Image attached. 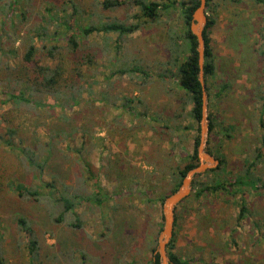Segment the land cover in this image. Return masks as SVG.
<instances>
[{
	"label": "rangeland",
	"instance_id": "obj_1",
	"mask_svg": "<svg viewBox=\"0 0 264 264\" xmlns=\"http://www.w3.org/2000/svg\"><path fill=\"white\" fill-rule=\"evenodd\" d=\"M102 1L0 0V264H29L27 235L17 224L20 216L38 239L36 264H96L94 256L102 264H127L132 258L144 264L154 256L163 201H146L143 191H162L163 182L174 181L168 173L158 181L161 169L167 162L182 165L200 135V121L193 120L189 105L181 110L183 91L175 75L161 76L173 69L166 60L177 55L170 53L169 30L182 44L184 22L176 7L144 23L134 0L111 9H103ZM205 12L216 18L210 29L215 80L228 83L220 97L215 88L207 94L205 149L215 158L221 153L224 160L220 164L217 158L216 167L194 179L227 178L243 170L244 161L253 160L259 148L260 159L251 171L264 183V115L259 121L264 99L256 96L264 95V7L252 0H212ZM111 20L138 23L139 28L124 36L103 30L81 34L76 53L66 46L69 21L73 30L82 31ZM54 31L56 38L50 40ZM30 43L37 47L38 62L48 68L58 60L42 46L65 47L69 70L83 55L92 57V63L79 65V78L69 74L80 89L74 91L72 108L54 105L48 95L42 97L46 106L4 102L7 93L25 87L22 81L6 85L5 78ZM31 153L39 162L51 155L49 163L40 170L25 157ZM219 165L218 172L205 174ZM11 180L34 187L37 200L19 195L8 186ZM228 188L199 197L192 188L176 205L174 248L189 264H264V188ZM96 191L103 198L100 206L80 200ZM60 193L79 195L72 211L64 210ZM158 195L163 193L152 197ZM242 198L249 213L238 220ZM71 212L81 216L80 227L70 225ZM52 214L62 215L61 221Z\"/></svg>",
	"mask_w": 264,
	"mask_h": 264
},
{
	"label": "trees",
	"instance_id": "obj_2",
	"mask_svg": "<svg viewBox=\"0 0 264 264\" xmlns=\"http://www.w3.org/2000/svg\"><path fill=\"white\" fill-rule=\"evenodd\" d=\"M126 0H103L102 6L103 9H111L118 7L122 5ZM161 1V2H160ZM254 4L264 7V0H252ZM134 2L139 6L140 10L142 11L143 19L147 22L148 19H155L158 16L161 15L162 11L169 7H176L182 16L183 22H184V28L182 29L181 34L179 37L182 38L183 42L182 44L177 41V37L175 38L173 36L172 31L169 30V46H170V53L177 52V55H173L170 59L166 60L167 63L170 65H173V69L170 70H163L161 72V76H170L175 75L172 77H175V80L177 82V86L183 91L179 95L180 100V106L181 110H185L186 106L189 105V112L191 117L194 121L197 123L200 121L202 117V87L201 83L199 81V66H198V51H197V38L196 36L191 32L190 30V22L192 18V13L194 9L198 6L199 0H134ZM212 0H206V7L205 11L209 8ZM15 1L12 2L11 6L14 5ZM74 11H77L78 9L75 7H72ZM50 13V11H49ZM50 16V15H49ZM50 18L54 19V16H50ZM216 18L208 15L207 16V24L204 27L203 30V37L205 41V50H204V65H203V76H204V84H205V90L208 94V96H211V88H215L216 91L214 92V95L216 97H220L228 87L227 81H224L221 84L217 83V80H215L216 73H217V67L214 59L213 49L211 46V37H210V29L215 24ZM60 23V22H58ZM66 28L68 29V34L64 36L66 41V46L70 49L71 52L76 53V51L79 48V42L78 39L79 36L82 34L83 37H86L89 33L92 31H115L118 32L119 35H125L128 33H131L139 28V24H124L122 22H116V21H109L106 23H103L99 27H96L94 25H89L88 27H84L81 31L80 29L75 28L73 30L74 25L71 21H69L68 24H65ZM261 36L264 37V23L261 26ZM45 30V29H44ZM42 31L43 34L46 33L45 31ZM81 31V32H80ZM57 34V31H54V33L51 35L50 40L55 39ZM41 35V33H39ZM50 37L49 31H48V38ZM180 45V46H178ZM182 45V46H181ZM43 48H46L47 55L57 58L58 62L55 67L48 68V66H42L39 62L37 57V47L30 43L25 50V53L23 56L20 57L18 66H16L14 69H10V74L5 78L7 83L6 85H10L12 82L16 81H22L25 83V87L20 89L17 93L9 92L6 94V98L4 99V102H24V103H32L37 106H46V104H43L42 97L44 95H48L49 97L53 98L54 105H57L60 108H72L75 105V92L74 91H80V89H75L79 82L74 81V79H71L69 74L72 72L74 73V76L77 78L80 77V73H76L78 71V67L82 63H92V57L88 54L85 56L83 55L81 59H77L74 61V66L69 70L67 68L66 64V58L63 55V49H66L65 47L58 45V44H50L48 46H42ZM183 49V51L181 50ZM18 68V69H17ZM132 71H140L139 67L132 68ZM19 72V73H18ZM127 70H120V73H126ZM143 75H148L145 71H141ZM216 81V84L214 83ZM73 81V82H71ZM79 88V87H77ZM256 96L263 98L264 95L261 97V95L257 94ZM49 106V105H48ZM259 121L263 123V115H264V101L261 103L260 108V114H259ZM213 122L211 121L209 128L210 131L213 129ZM169 128L168 125L164 126V128ZM199 129V128H198ZM11 133H14V129H10ZM262 142L264 145V136H262ZM199 144V135H196L194 137V147L192 152L186 154L185 157L186 160L182 165L179 164H172L167 162V166L164 169H161V174L159 175L158 181L163 182L162 176L165 175L164 173H168L171 176H174L172 179L170 176V181L163 182L166 183L162 191H155L152 190V188H147L145 191H143L144 195L146 197V201L150 202H159L163 201L164 196L169 195L170 193L174 192L177 187L181 184L182 178L186 175L187 171L194 166L198 164V156H197V146ZM26 149H24V152ZM208 151V150H207ZM23 152V153H24ZM211 153V151H208ZM27 153V151L25 152ZM28 154L25 157L29 159L36 167H38L40 170H42L46 164V161L50 160L51 155H48V157H45L41 162L34 159V155ZM261 156L260 149L257 148L256 152L254 153L253 160L244 161L243 164V170L235 173L230 174L227 178L222 179H205V180H196L194 179L192 182V188L194 189V194L196 197L201 196L202 194L206 192H215L217 190H226L229 189L228 187H247L251 189H258V188H264V183L260 182L261 180L255 176V173L251 171V167L254 164H257ZM217 158L220 160V164L223 162L224 158L221 153H218ZM221 165H219L216 169L208 170L205 174H208L209 172H218ZM199 177V176H198ZM261 184H260V183ZM8 186L12 189L17 190L19 195L28 194L29 196H32L34 200H37L35 195H39L37 190L31 186V188H28L23 183L15 180L9 181ZM238 191V190H236ZM152 197L154 194H162ZM122 194V193H121ZM95 195V196H94ZM79 196L78 194H73L72 197H66L64 194L60 193V202L64 203V210L65 211H72L75 204V198ZM80 200H87L88 202L93 200L96 205L100 206L102 203L103 198L99 197V192L96 191L93 195L92 194H86V196L80 195ZM78 197V198H79ZM187 198V197H186ZM185 199V198H184ZM183 199V200H184ZM57 199H55L56 201ZM182 200V201H183ZM180 201V202H182ZM242 203L240 204L239 213H238V220H241L242 218L246 217V215L249 213L247 205L243 198L241 199ZM179 202V203H180ZM59 203V202H58ZM73 214L74 223H70L72 227H80V220L81 216L79 214ZM55 221L60 222L62 215L57 214L54 215ZM176 223V220L174 222V225ZM17 224L20 228V230H23L26 235L27 239L25 242V246L28 251L29 255V264H36V261L39 262L38 253H39V242L36 236H34V230L30 225V222L27 220V218L20 216L17 219ZM174 235H172L170 242L167 245V254L170 260L173 263L176 264H189V260H185L181 257V254L176 251L174 248ZM154 240L156 238H153ZM156 242V240H155ZM154 250V246L152 247ZM155 256V263H159V256ZM83 257L86 258L87 255L85 252H83ZM69 259L74 261L72 256L70 255ZM96 259V264H102L100 261V258L98 256H94L91 258ZM0 262H2L1 256H0ZM152 259H148L144 264H152ZM127 264H142L136 261L134 258L131 260L126 261ZM75 264V262H73Z\"/></svg>",
	"mask_w": 264,
	"mask_h": 264
},
{
	"label": "water",
	"instance_id": "obj_3",
	"mask_svg": "<svg viewBox=\"0 0 264 264\" xmlns=\"http://www.w3.org/2000/svg\"><path fill=\"white\" fill-rule=\"evenodd\" d=\"M206 0H199L198 6L192 13L190 22V30L197 38L198 51V66H199V81L202 87V117L200 119V135L199 144L197 146L198 164L189 169L186 175L182 178L180 186L172 193L167 195L162 204V228L158 233L157 245L154 249V255L159 256L158 264H176L173 263L167 254V245L173 235L175 222V207L186 198L192 189V181L197 174L205 172L207 169L214 168L218 165L219 160L205 149L206 134L208 131V119L205 115L207 105V93L204 84V50L205 41L203 37V30L207 24V15L205 12ZM155 263V256L153 262Z\"/></svg>",
	"mask_w": 264,
	"mask_h": 264
}]
</instances>
